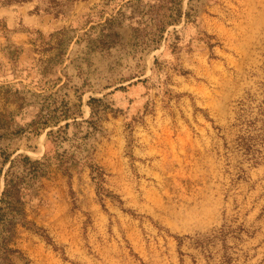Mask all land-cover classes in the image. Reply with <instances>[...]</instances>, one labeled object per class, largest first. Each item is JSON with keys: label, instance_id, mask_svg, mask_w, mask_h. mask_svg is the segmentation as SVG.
Here are the masks:
<instances>
[{"label": "rangeland", "instance_id": "374dc122", "mask_svg": "<svg viewBox=\"0 0 264 264\" xmlns=\"http://www.w3.org/2000/svg\"><path fill=\"white\" fill-rule=\"evenodd\" d=\"M46 152L2 264H264V0H0V198Z\"/></svg>", "mask_w": 264, "mask_h": 264}, {"label": "trees", "instance_id": "16d2710c", "mask_svg": "<svg viewBox=\"0 0 264 264\" xmlns=\"http://www.w3.org/2000/svg\"><path fill=\"white\" fill-rule=\"evenodd\" d=\"M96 98H91V102ZM70 122H66L62 128H68ZM54 130H49L48 134H53ZM53 158L46 152L42 159H32L29 155L18 154L11 161L5 172L4 189L0 198V264L7 259V255L11 252H18L17 249L9 247V242L16 235V226L21 223L29 228V222H26L25 212L22 205L25 198L30 197L36 192L37 185L48 173V167L52 163ZM57 165L63 167L68 172V160L64 157H57Z\"/></svg>", "mask_w": 264, "mask_h": 264}]
</instances>
